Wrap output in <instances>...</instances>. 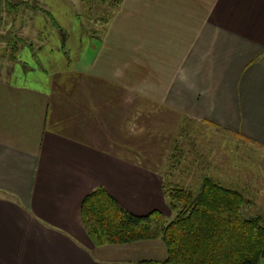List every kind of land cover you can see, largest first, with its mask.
<instances>
[{"label": "crops", "instance_id": "obj_1", "mask_svg": "<svg viewBox=\"0 0 264 264\" xmlns=\"http://www.w3.org/2000/svg\"><path fill=\"white\" fill-rule=\"evenodd\" d=\"M37 1L0 25V264L164 258L161 239L95 246L80 205L103 188L171 216L160 172L187 119L257 149L264 196V0H121L94 29Z\"/></svg>", "mask_w": 264, "mask_h": 264}, {"label": "trees", "instance_id": "obj_2", "mask_svg": "<svg viewBox=\"0 0 264 264\" xmlns=\"http://www.w3.org/2000/svg\"><path fill=\"white\" fill-rule=\"evenodd\" d=\"M164 195L174 214L169 221L158 210L133 213L103 188L94 189L80 205L84 230L95 246L164 242V258L136 264H258L264 256V221L243 214L241 191L204 176L197 191L168 184Z\"/></svg>", "mask_w": 264, "mask_h": 264}, {"label": "rangeland", "instance_id": "obj_3", "mask_svg": "<svg viewBox=\"0 0 264 264\" xmlns=\"http://www.w3.org/2000/svg\"><path fill=\"white\" fill-rule=\"evenodd\" d=\"M37 2V0H5V4H0V16L4 18V6L7 10H13L16 13H20L22 9L32 12L38 7ZM115 2L116 0H70L77 17L89 29L103 26ZM40 10H42L41 7ZM12 15H15L14 12ZM4 19L0 18L2 26L12 21L10 16L7 22V18ZM0 44H3V41H0ZM228 134L222 130L209 131L202 123L187 119L175 134L172 148L168 150L166 156L167 164L163 166L160 175L164 174L166 187L170 182L174 184L177 176V184L181 183L197 191L200 183L198 177L202 173L207 174L208 171L210 172L208 175H216V180L222 185L242 189L241 192L247 199L246 204L242 206L245 216H262L264 215V196L261 193L262 179L258 172V150L249 143L242 142L244 140L235 135ZM194 159H197L196 165L191 162ZM228 176L237 181L224 182L225 177ZM166 177L167 180H165ZM229 183H235V185L231 186ZM173 215L172 213L171 216H167L166 220L169 221Z\"/></svg>", "mask_w": 264, "mask_h": 264}]
</instances>
